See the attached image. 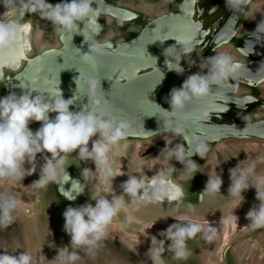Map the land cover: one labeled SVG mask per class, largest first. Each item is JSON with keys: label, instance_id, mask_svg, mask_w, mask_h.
<instances>
[{"label": "water", "instance_id": "1", "mask_svg": "<svg viewBox=\"0 0 264 264\" xmlns=\"http://www.w3.org/2000/svg\"><path fill=\"white\" fill-rule=\"evenodd\" d=\"M47 2L56 5L62 0H47ZM196 2L198 3L196 0H184L179 6V12L151 11L146 16L145 13L129 5L94 0L92 5L94 8H99L102 13L107 9V12L99 17L101 31L93 39L86 40L84 35L71 36L60 33L57 46L47 47L39 53L34 50L26 30V57L19 61V66L14 67L10 57H0V65H3L0 67V91L5 92V96L10 92L19 95L20 85H24L26 89L38 88L40 94L46 99L49 96L55 98L58 89L64 99H73V106L70 109L72 111L86 110L90 107L85 93V82L90 76H94L100 81L98 94L107 102V107L119 118L126 120L131 132L135 133L127 137L126 141L144 142L161 137L165 133H172L165 131V122L172 121L175 125L179 117L172 113L169 104L170 93L172 89H178V85L185 78L187 79L186 61H190L205 47L209 48L210 53L228 42L231 47H234L237 55L234 62L242 66L236 76L223 85H213L209 100L189 105L186 112L190 114L191 119L185 124V133L175 134L182 142L186 153L194 152L197 143L202 142L207 145L208 151L204 158L195 154L190 157L198 166V171L190 177V174L185 172V164L173 158L170 163L160 167L154 173L142 177L146 185L153 178L165 180L173 195L176 193L172 186L179 187L183 198L172 202L165 199L156 205L148 204L142 207L137 205L135 199H132L135 207L133 211L137 214H131V217L135 219L137 215L141 216L136 218L141 225L131 223V234L134 229H144L156 221L171 222L176 217L184 216L207 221L205 219L216 216L224 220L227 211L234 210L238 205L229 193L230 178L224 177L216 166L208 162L209 155L213 156L209 153L215 145L226 140L260 139L264 141V33L237 35L234 28L238 24L241 12L225 10L223 0H210L212 2L210 10L205 11L199 7L196 12ZM144 16L147 19L146 23L138 24V30H131L132 27L125 24L121 26L129 31L136 30L133 34L127 35L121 30L117 32L115 30L112 35L108 34L109 22L130 23L143 19ZM31 18L32 20H22L10 16L1 22L16 21L23 26L28 24L27 28L30 29L33 26V19L41 18V16L33 13ZM106 18L110 20L107 21ZM215 22H221V24L223 22V24L219 32L209 41L207 34L210 26ZM186 23L194 25L190 36L184 31ZM80 27L82 29L83 25L81 24ZM182 36L190 40L191 52L185 53V46L177 42V37ZM94 41L112 45L105 50L108 54L100 57L95 67L82 59L88 55H95L90 50ZM249 49H252L251 53ZM140 51L144 53L143 57L137 55ZM45 53L48 55L45 56ZM120 53L129 54L130 58L125 59ZM210 53H204L203 57ZM177 58L183 69L181 74L169 70L166 63V61L176 63ZM133 70H135L134 76ZM245 77L257 79L256 81L262 85L250 84ZM33 80H35L34 85ZM77 81L80 90H77ZM242 85L253 89L251 96L243 92ZM251 102H255L256 105L250 107ZM54 116L55 113H50V117ZM36 124V127H40L39 123ZM216 175L222 179L219 194L214 197L204 195L209 176L214 178ZM59 189L61 194L63 190L70 191L71 181L65 185L60 184ZM261 190L264 191V189ZM149 191H151L150 188ZM242 196L240 207L245 208V217L238 219L237 235L224 248L220 264H226L225 260L230 247L244 237L246 229L252 228L246 214L260 204L253 187L243 192ZM124 198L128 200L126 195ZM78 199L70 202L76 203ZM127 230L129 227H126ZM253 230L263 231L264 228Z\"/></svg>", "mask_w": 264, "mask_h": 264}, {"label": "clouds", "instance_id": "2", "mask_svg": "<svg viewBox=\"0 0 264 264\" xmlns=\"http://www.w3.org/2000/svg\"><path fill=\"white\" fill-rule=\"evenodd\" d=\"M93 3L94 0H62L61 3L52 5L47 0H30L23 5L20 14L23 16L26 13H38L41 18L58 26L56 30L62 34L84 35L87 40L99 34L101 25L98 19L107 12V9L102 13L99 8H94ZM249 3L250 0H226L227 8L232 12H243L248 8ZM245 18L249 16L245 14ZM229 21L231 22V18ZM255 32L264 33V20L257 25ZM177 42L185 46V53L192 51L190 40L182 36L177 37ZM26 44L23 25L16 21L0 22V57L8 56L13 51L19 52ZM110 45V43L94 41L90 50L95 55H88L85 56L88 59L84 57L82 59L95 67L99 58L108 54L105 50L111 48ZM251 52L252 49H249V53ZM169 54H171L170 50ZM120 55L125 59L130 58L126 53ZM166 63L169 70L177 74L183 72L179 58L176 63L167 61ZM208 64L210 68L207 75L193 74L182 83L180 88L171 90L169 104L172 113L179 118L175 125L172 121H166L165 131L183 135L185 124L191 119L190 114L186 112L187 107L194 102L209 100L211 87L225 84L230 78H234L242 67L226 52L211 57ZM32 83L34 85L35 80ZM85 83V93L90 107L81 111L70 110L73 99H64L58 89L55 98L49 96L46 99L38 88L26 89L24 85H20L19 95L10 92L0 97V180L22 182L27 176L33 175L36 173V157L41 153L47 155L42 157L44 163L40 167L38 179L32 184L45 188L49 184L65 185L71 181L70 191H62V195L69 201H74L77 196L85 192L81 183L73 180L67 172L69 157L74 153L81 161L91 160L103 177L102 186L98 184L96 191L91 193L90 198L95 202L94 205L85 203L77 207L69 206L63 212V230L70 237V243L68 246L58 248L56 257L49 261V264H75L80 259L75 249H85L92 253L99 247V243L108 235V229L117 214L121 211L128 212L124 201L125 195L135 199L137 205L141 207L148 204L156 205L165 199L172 202L183 198L179 187L172 186L176 193L173 195L169 191L168 183L163 179L153 178L146 185L143 178L136 176L128 177L122 183V195H114L111 199L100 195L101 192H111V181L115 178L110 154H118L119 149L125 146L122 142L135 133L131 132L129 123L115 115L107 107V102L98 94L100 81L90 76ZM77 84V90H80L78 81ZM50 113H55V116L50 117ZM34 122L40 124L35 132L29 126ZM90 142L91 147H89ZM207 151V145L202 142L197 143L194 152L187 153L183 145H177L174 150L166 147L164 160L167 162L174 158L185 164V172L192 177L198 171V166L190 157L195 154L204 158ZM261 160L264 161V158ZM256 163L257 161H252L244 167L238 165L230 169L229 193L235 198V203L239 207L243 200L242 193L250 187L255 188L256 198L260 204L252 208L246 214V218L250 221V227L264 228V191L261 190L264 189V176L255 175ZM26 164L28 167H25ZM89 171L84 168L82 176H86ZM221 185L220 176L216 175L214 178L209 176L204 195L214 197L219 194ZM58 190L60 191L59 188ZM18 206L19 201L15 197L0 194V227H6L12 222L14 219L12 213ZM233 218H237L234 213ZM175 220L177 223L169 225L160 235L169 241L168 251L173 253V258L176 260H184L188 257L186 242L195 238L198 233H203L205 240H211L215 233V229L210 226L198 222H183L188 220L187 217H176ZM163 244L164 240L157 241L152 237L148 253L154 264H163L162 257L165 251ZM69 248L73 251H69ZM40 259L46 258L41 255ZM0 264H33V257L28 252L10 255L0 251Z\"/></svg>", "mask_w": 264, "mask_h": 264}, {"label": "rangeland", "instance_id": "3", "mask_svg": "<svg viewBox=\"0 0 264 264\" xmlns=\"http://www.w3.org/2000/svg\"><path fill=\"white\" fill-rule=\"evenodd\" d=\"M106 1L114 4L129 5L130 7L145 13V15L149 12L151 13V11H155L157 13H163L166 11L179 12V6L184 2V0ZM262 1L264 0H250L249 4ZM28 2H30V0H13L12 2H9V4H6L5 7L7 11L11 10V12H13L9 15V17L12 16V18L22 20H32L31 14L26 13L23 16H21L20 14L23 5ZM223 3L225 4L226 0H223ZM1 6L2 5H0V9L2 8ZM251 6H253V4ZM225 7V10H229L226 5ZM197 10L198 9H196V12ZM7 13L9 14V11L6 12V14ZM106 19L110 20L109 18ZM33 20V26L31 27V29L27 28V32L28 35L30 34L28 36V39L34 45V50H37L39 51V53H41V51H43L47 47L57 46L58 35L61 33L56 30L58 26L53 25L49 20L43 18ZM146 20L147 19L144 16L143 19H138L137 21H133L130 23H123L118 21L113 24V22L111 21L108 23V34L112 35L114 34L115 30L116 32L121 30L127 33V35H131L132 32H136V30L139 29L138 24L143 25V23H146ZM1 21L2 20H0V22ZM250 21L251 22L248 23H246V21H242V23H239L238 21L239 28L243 25L251 29L253 27H257V25L261 22L260 21L257 23L253 22L252 20ZM124 24L130 26V28L132 27L131 30H136L129 31L127 29H123V27L121 28V26ZM222 24L221 22H215L212 26H210L209 32L207 34V37H209V41L213 39V35L219 32ZM26 25L28 27V24ZM244 33L245 32H241L238 35H243ZM229 43L230 42L223 44L217 50L212 51V53H210L211 51L208 47H205L203 51H200L199 53L197 52L190 61H186L185 65H187L188 68L187 78L193 74L207 75L208 71L205 70L204 67L211 57L216 56L220 52H226L228 54L230 52L232 54L231 49L234 50V47H231V44ZM225 46L227 47L225 48ZM204 53L210 54L204 55L203 57ZM234 54H232L233 56H231L233 57V59H236L237 55L235 52ZM245 79H249L251 81L250 84H256V86L262 85L256 81L257 79H252L249 77H245ZM185 80L186 78L182 82H184ZM181 86L182 85H180V87ZM241 87L244 90L243 92H246L250 96L252 95L253 89H251V87L244 85H242ZM4 96L5 92L0 91V97ZM250 105V107H254L256 103L251 102ZM36 125L37 124L35 122L30 124L31 129L35 127V129L37 130L39 127H36ZM32 130L34 131V129ZM167 137L163 135L161 137L155 138L156 140L153 142V145H151L149 148L143 149L138 154L136 153L137 148L135 146V142H123L125 146L119 149L118 154L115 155V164H111L112 167L115 165L117 168V171L114 173L115 178L111 181L114 195L123 194L121 185L128 179V177L139 176L138 178H141L148 176L157 171L156 169H159L160 167H163L172 161V159L168 160L167 162H165L164 160L166 155V147L169 150L175 149V145L170 143ZM176 138L178 137L176 136ZM233 140L237 142L252 141L264 145V141L260 139H232L226 141L230 142ZM222 143L215 145L211 153H209L213 154V156L209 155V159L207 160L209 163H212L213 166H216L219 172H221L224 177L230 178V169H234L238 165L240 167H244L252 161H257L255 175L264 176V161L261 160V158H264V151L256 148L255 150L249 149L251 150L249 152L248 149H244L241 147V145H238L236 143L232 145L229 144L227 147L221 148L220 146L222 145ZM181 145H183L182 142ZM89 147H91V142L89 143ZM46 155V153L37 155L35 162L36 173L31 176H27L22 182L12 183L7 180H0V194L15 197L16 200L19 201L18 208L12 213L14 217L12 222L6 227H0V251L7 252L10 255H17L19 252H28L33 257V264H49V261L56 257L58 248L69 245L70 237L63 230V212L69 206L77 207L85 203H92L94 205L95 202L92 201L90 197L91 193L96 191L97 183H95V180H101L100 184L98 183L101 186L103 181L102 175L95 169V165L91 160L81 161L75 157L74 153L69 157L70 164L67 168V172L72 178L78 180L85 188L84 194L79 195L80 197L78 196V201L75 203L67 200L58 190L59 185L57 184H49L45 188H39L33 185L32 182L38 179L40 167L44 163L42 157ZM155 163L159 165H155ZM25 167H28V165L26 164ZM84 168L90 170L86 176H82V171ZM119 168L123 170V174L121 173ZM116 181L118 182L116 183ZM115 187H117V190L115 189ZM113 192L101 193L108 199H111V197L113 196ZM126 205H128V203L125 202V206ZM231 211L232 210H228L227 214L225 213L226 215L224 217L225 219L223 218L224 220H221L222 217L219 218L215 216L209 219H205L207 221H197H217L221 222L222 224L226 221L227 225H225V230H228H226V232H228V234H226L229 235L230 238L232 236V240L233 237L237 235L238 231L236 232V227L238 222L236 220L232 221V219H227L228 213ZM130 217L131 212L129 210L128 212L121 211L114 218L112 224L113 226H110L109 229L115 230L116 228L127 234L130 239L133 238V240L143 243L146 239L145 236L147 237L149 234V227L147 226L144 229H134L131 234V223H135L137 225L141 224L138 223L136 219ZM188 220L193 221L195 219L188 218ZM229 221L231 226H229ZM126 227H129V230L126 231ZM229 227L231 228L229 229ZM253 229L254 228L246 229V234L244 235V237L240 241L235 243L232 247H230L225 260L226 264H263L261 262L264 260V230L258 231ZM153 237H155L157 241L164 240L163 247L165 251L162 257L163 264H220L222 257L221 254L223 253L224 248L231 241L229 240L226 244L223 245L222 248L219 249L220 246L218 239L214 238L213 236L211 240H205L203 238V233H198L195 238L190 239L186 242L187 249L189 250L188 257L184 260H176L173 258V253L168 251L169 241H167L162 235H160V233L154 234ZM151 240V238L148 241L145 240L147 241L149 248L151 245ZM247 242H250L247 245L248 247H246L247 249L245 248L244 251H240L241 249L239 250V248L243 247L241 245H245V243ZM143 245L145 246L146 244ZM218 249L219 256L217 254ZM69 251H73V249L69 248ZM75 251L80 257V259H78L75 264H154L152 258L148 253V250H140V248L137 251L131 250L120 240L108 235L99 243V247L94 249L92 253L87 252V250L85 249H75ZM256 253H258L259 256L257 258V261L255 262L254 255H258ZM41 255L45 256L46 259L41 260Z\"/></svg>", "mask_w": 264, "mask_h": 264}, {"label": "bare ground", "instance_id": "4", "mask_svg": "<svg viewBox=\"0 0 264 264\" xmlns=\"http://www.w3.org/2000/svg\"><path fill=\"white\" fill-rule=\"evenodd\" d=\"M13 0H0V5H2L1 7V9H0V20H3V19H5L6 17H9V15L10 14H12L13 12H11V10H8L9 11V14L7 13L6 14V12H8L7 11V9H6V4H9V2H12ZM8 6V5H7ZM250 11L252 12V13H255L256 15H254V16H256V17H259L260 15H263L264 14V1H262V2H258V3H254L253 4V6H251L250 7ZM20 16V15H19ZM107 20V19H106ZM108 21V20H107ZM41 25H43V24H41ZM35 28V27H34ZM31 29V28H30ZM28 30V29H27ZM133 33V32H132ZM30 35V34H29ZM28 35V36H29ZM42 46H44V45H42ZM227 46H225V48H226ZM229 48V47H228ZM230 49V48H229ZM228 50V49H227ZM230 51V50H229ZM231 51H232V54H234V50H232L231 49ZM228 52V51H227ZM229 54H231L230 52H229ZM231 54V55H232ZM216 55V54H215ZM235 55V54H234ZM233 56V55H232ZM205 68V70H207V71H209V68H210V65L208 64V62L206 63V66L204 67ZM183 83V82H182ZM182 83L181 84H179L178 86L180 87V85H182ZM32 129H34V132H35V127L34 128H32ZM163 135H165L167 138H168V140L170 141V143H172V144H174L175 145V147L177 146V145H181V141L178 139V138H176V135H174V134H172V133H165V134H163ZM156 139H151V140H148L147 142H135V146H136V148H137V151H136V153L138 154L140 151H142L143 149H146V148H149L151 145H153V142L155 141ZM238 144V145H241V147L242 148H244V149H251V150H255L256 148L257 149H261L262 151H264V145L263 144H258V143H256V142H252V141H250V142H246V141H243V142H237V141H235V140H233V141H230V142H223L222 143V145L220 146L221 148L222 147H227L229 144ZM251 150H249V152L251 151ZM115 159H116V157H115V155H112V154H110V163L112 164V163H114L115 164ZM165 163V162H164ZM164 163H162V164H164ZM157 163H155V165H156ZM157 165H159V164H157ZM26 166V165H25ZM113 171H114V173L117 171V168H116V166L114 165L113 167ZM119 170L121 171V173H122V169L121 168H119ZM154 170V169H153ZM157 170V169H156ZM123 174V173H122ZM100 175V174H99ZM143 176V175H142ZM99 177H101V176H99ZM119 177V176H118ZM139 177V176H138ZM96 178H98V177H96ZM103 178V177H102ZM142 178V177H141ZM101 179V178H100ZM100 182H101V180H95V183H97V185H98V183L100 184ZM118 181H116V183H117ZM115 189L117 190V187H115ZM111 192H113V189H112V191ZM100 195H102V196H104L102 193L100 194ZM113 196H114V192H113ZM126 197H128L127 195H126ZM79 197L77 196V198H76V200L78 199ZM112 198V197H111ZM130 199V200H129ZM124 201L126 202V203H128V205H126V207L128 208V210L131 212V214H133V215H136L137 214V212H134L133 211V209H135V207L133 206V201H132V199L130 198V197H128V200H126V198H124ZM245 211L246 210H244V208H243V206H237V207H235V209L234 210H232L231 212H229L228 213V218L227 219H232V221H237L238 222V219L239 218H241V217H245ZM135 213V214H134ZM233 213H234V215L237 217V218H233ZM132 216V215H131ZM138 217H141V216H139V215H137ZM138 217H134L135 219L136 218H138ZM189 221H191V220H187V221H183V222H189ZM231 221V220H230ZM230 221H229V224H230ZM191 222H198V223H201V224H203V225H207V226H210L211 228H213V229H215V233H214V238H216V239H218V242H219V249L220 248H222L223 247V245L224 244H226L229 240H231V238H232V236H231V238L229 237V235H227L228 234V232H226V230H225V228H226V226L225 225H227V223H226V221H225V223H221V222H217V221H214V222H199V221H197V220H193V221H191ZM174 223H177V221L176 220H174V221H172V222H161V221H156V222H154V223H152V224H150V225H152V227L150 228V229H148V236L146 237L145 236V240H150V238L152 239V237L154 236V234H156V233H162V232H164L167 228H168V226L169 225H171V224H174ZM149 225V226H150ZM113 226V225H112ZM148 226V227H149ZM229 226H231V224L229 225ZM231 227H229V229H230ZM234 230V229H233ZM228 231V230H227ZM230 231V230H229ZM130 232V231H129ZM135 233V232H134ZM147 233V232H146ZM227 233V234H226ZM232 235V234H231ZM108 236H110V237H113V238H116V239H118V240H120L123 244H125L128 248H130L131 250H138L139 248H140V250L141 249H143V250H145V251H147V250H149L150 248H149V246H148V243H147V241H145L144 240V242L142 243V242H137V241H135V240H133V238H129L128 236H127V234H125V233H123L122 231H120V230H118V229H116L115 228V230L113 229H108ZM136 236V235H135ZM229 237V238H228ZM250 243V242H249ZM248 242L247 243H245V245H241V246H243V247H240L239 248V250L240 251H244L245 250V248L246 247H248L247 245L249 244ZM143 244H146L145 246L143 245ZM242 244V243H241ZM253 244V243H252ZM151 246V245H150ZM251 247V246H250ZM219 249L217 250V254L219 253L218 251H219ZM247 249V248H246ZM249 249V248H248ZM223 250V249H222ZM259 252V251H258ZM243 253V252H242ZM242 253H241V255H242ZM256 254H258V253H256ZM222 255V254H221ZM218 256H219V254H218ZM258 256H259V254L258 255H254V261L256 262L257 261V258H258ZM215 260V259H214ZM217 260H218V258H217ZM218 263H219V261H218ZM261 263H263L264 264V260L261 262ZM215 264V263H214ZM254 264V263H253Z\"/></svg>", "mask_w": 264, "mask_h": 264}, {"label": "flooded vegetation", "instance_id": "5", "mask_svg": "<svg viewBox=\"0 0 264 264\" xmlns=\"http://www.w3.org/2000/svg\"><path fill=\"white\" fill-rule=\"evenodd\" d=\"M252 4H254V3H252ZM252 4L248 5L249 10H250V6ZM225 5H226V3L224 4L223 8L225 7ZM199 7H202L201 9L202 10L205 9V11L210 10L212 8V2H210V0H198V3L196 2L195 8L199 9ZM248 8H247V10L245 8L244 11L241 12V14L239 16V23H242V21H246V23H248V22H251L250 20H252L253 22H257L258 23V22H260V21H262L264 19V15H260L259 17H256V16H254L256 14L252 13L251 11H248ZM245 14H247L249 16V18H245ZM238 24L236 25V28H234L235 34L238 35L241 32H245L244 34H246V33H255L256 27H253V28L250 29L249 27L247 28V27L242 25L239 28ZM249 81L250 80L247 79V82H249Z\"/></svg>", "mask_w": 264, "mask_h": 264}, {"label": "snow or ice", "instance_id": "6", "mask_svg": "<svg viewBox=\"0 0 264 264\" xmlns=\"http://www.w3.org/2000/svg\"><path fill=\"white\" fill-rule=\"evenodd\" d=\"M194 27V25L188 24L186 23L184 25V31L186 34H188L189 36L191 35V30ZM25 31L27 30V25L24 26ZM199 42V41H197ZM110 47H112V45H110ZM26 51H27V44L25 45V47L20 50L19 52H15L13 51L12 53H10L7 57H10L12 59V65L14 67H18L19 66V61L25 59L26 57ZM48 53H45V56H47ZM137 55L143 57L144 53L142 51L138 52ZM84 59H88L87 57H84ZM239 67V65H237ZM0 67H3V65H0ZM123 74V73H122ZM132 75H135V70H133ZM249 83H251V81H249ZM246 99H250V98H246Z\"/></svg>", "mask_w": 264, "mask_h": 264}]
</instances>
